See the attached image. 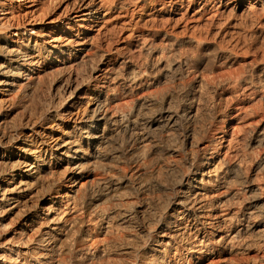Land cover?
<instances>
[{
  "label": "bare ground",
  "instance_id": "obj_1",
  "mask_svg": "<svg viewBox=\"0 0 264 264\" xmlns=\"http://www.w3.org/2000/svg\"><path fill=\"white\" fill-rule=\"evenodd\" d=\"M42 1L0 0L2 264H264V54L202 76L169 30L227 0H65L38 32Z\"/></svg>",
  "mask_w": 264,
  "mask_h": 264
},
{
  "label": "rangeland",
  "instance_id": "obj_2",
  "mask_svg": "<svg viewBox=\"0 0 264 264\" xmlns=\"http://www.w3.org/2000/svg\"><path fill=\"white\" fill-rule=\"evenodd\" d=\"M228 1L229 0H227V5L225 7L226 9L224 8L223 10H225V11L222 13H221V11H222L221 10L220 12H218V14H214L215 13L214 9H211V6H210L209 8L211 11L208 10V12H210L209 13L210 17H208L209 15H206L204 17L206 19L201 18L200 21L194 22V23L180 22L177 24V26H175L176 20L180 18V15H176L173 19L174 22L172 21L173 23L170 25L169 30H171L172 28H175L174 33H175V35L178 36L179 39H181V37H183L182 39L187 41L190 37L191 38L195 37V39L197 41L198 40L202 41L201 42L202 45L199 47L200 49L196 47L195 43H193V44L185 43V44H183L184 46L181 45V48H180L182 51H184L186 54H188L190 56L191 55L195 56V53H196V55H198V54L200 55L197 57L198 59L196 58V59L192 60L191 62H189L190 63L189 65L191 67L193 65L194 68L196 65V67L198 68L197 69L198 74H200L202 76L210 77V76H213L216 74H222L221 73L222 71H223V73H226V71L230 72L232 69L237 70V71L243 70L246 73L249 72V67L246 64H236V63L230 64L229 61L225 62L226 64L223 61L222 62V65L224 64L223 70L220 73H218V71L216 72L214 70L215 66H216L215 64H217V62H216L217 58L216 57L219 54H221L223 49H224V51L226 50L228 53L231 52L230 54H232L233 57L237 56L238 59L247 58L251 55L253 56L254 54H255L254 56L257 55L256 57L261 59L260 57L262 56V54H264V14L262 12L264 7L258 5L257 3H253V1H251V0H245L244 1V3L246 4V5H244L245 7L239 6L238 2L240 0H230L229 2ZM43 2H45L46 5L49 3L48 0H44L41 2L43 7L41 4H40L41 6L39 5L40 7L47 8V6H48L50 8V10H53V11H51L52 15L49 14L47 16V18H44V20H42L41 22L36 21V22H33L31 24L34 26L35 31H38V32H45V31L49 30L50 28H52L53 26L59 25L57 17L59 15V13L61 12L63 5L65 4L66 1L65 0H56L55 3L53 2L54 4L50 5L51 4V2H50L49 5H47V6H45L43 4ZM31 6L32 5H30L29 3H25L24 7H22L21 10H25L26 8H30ZM262 7H263V9H262ZM212 15H215V17ZM110 16H111L110 18H114L116 16V14L114 13V14H111ZM133 17L136 19V21L139 20L141 25H144L146 27H151V26L163 27L165 19L167 18V15L157 16L156 13H154V10L148 11L145 9V10H142V12L138 11V13H135ZM27 21L29 23H31L30 20H25L26 23H27ZM172 26H175V27H172ZM126 36H127V33H121V36L120 35L118 36L119 38L113 36L112 37L113 39L111 41L114 42V45H120V43L122 42V40ZM198 37H199V39H198ZM101 39L104 40L103 37H101ZM182 47L185 49H182ZM202 56H203V58H202ZM82 72H84V71H82ZM53 75L54 74L53 73L51 74V72H49V73L46 72L41 77V80H40L41 84H39L38 87H34V89H31V91L34 93V91L36 92V88H39L38 89L39 92L37 91L36 94H33V95H37V93H38L37 96L39 98H41V101H42V99L45 98V96L47 94L46 89H48V86L50 85L51 80L53 81L56 77L55 75L54 76ZM40 89H41V91H40ZM39 93H40V95H39ZM30 96H32V95L28 94V96H27L28 99H26L27 97L24 98V103H27V102L29 103V104H27V105L25 104V105L30 106V105L36 104V106L37 105L39 106L38 103H35L37 100H39V98H37V96H36L37 99L34 98V100H32L31 99L32 97H30ZM90 96H91L90 94H87L86 98L89 99ZM29 97L31 100H29ZM88 99H85V102L82 105V110L84 108H86L87 105H89ZM29 101H32V102L35 101V102L32 103ZM37 102H39V101H37ZM28 108L29 107H27V109ZM67 130H68V128H66L61 134H64L65 132H67ZM57 134H58L57 136H61L60 133H57ZM119 191L123 192V189H120ZM7 229H9V228H7ZM10 231L11 230L9 229V232ZM5 241H6V239H5ZM2 242H4V241H2ZM65 248L66 247L64 246L63 251ZM126 249L127 248L123 247L121 249V251H123L125 253ZM2 250H3V248L1 247L0 248V255H1V253L3 254ZM119 251H120V248L117 250V254L119 253ZM121 254H123V253L121 252L118 255H112L110 257V259H108L107 261L105 260L103 264H117V262H118V264L119 263L131 264L133 262V259L130 258L129 255H121ZM65 258H66L65 262H67L68 259H67V257H65ZM73 263L77 264L78 261H75ZM0 264H2L1 260H0Z\"/></svg>",
  "mask_w": 264,
  "mask_h": 264
}]
</instances>
